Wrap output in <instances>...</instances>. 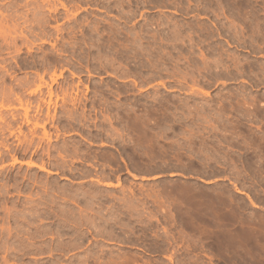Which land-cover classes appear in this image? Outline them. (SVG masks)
Here are the masks:
<instances>
[{"label": "rangeland", "instance_id": "obj_1", "mask_svg": "<svg viewBox=\"0 0 264 264\" xmlns=\"http://www.w3.org/2000/svg\"><path fill=\"white\" fill-rule=\"evenodd\" d=\"M0 264H264V0H0Z\"/></svg>", "mask_w": 264, "mask_h": 264}, {"label": "bare ground", "instance_id": "obj_2", "mask_svg": "<svg viewBox=\"0 0 264 264\" xmlns=\"http://www.w3.org/2000/svg\"><path fill=\"white\" fill-rule=\"evenodd\" d=\"M49 96H51V92L49 91ZM73 99V98H72ZM73 100H75V99H73ZM76 101V100H75ZM73 104L75 103L74 101L72 102ZM48 106V105H47Z\"/></svg>", "mask_w": 264, "mask_h": 264}]
</instances>
